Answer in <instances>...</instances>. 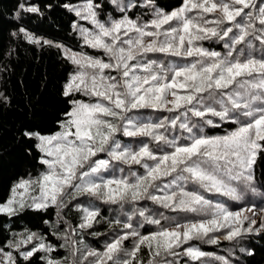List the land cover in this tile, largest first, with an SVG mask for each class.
Masks as SVG:
<instances>
[{
  "label": "snow or ice",
  "instance_id": "obj_1",
  "mask_svg": "<svg viewBox=\"0 0 264 264\" xmlns=\"http://www.w3.org/2000/svg\"><path fill=\"white\" fill-rule=\"evenodd\" d=\"M110 3L120 15L108 22L99 18L101 5L96 0H85L83 6L71 8L93 26L73 25L84 44L101 50L108 59L56 45L64 48L65 57L75 66L63 95L79 93L88 100H69L71 107L58 131L25 133L38 141L35 147L45 170L34 178L20 179L10 197L0 203V214L13 216L26 207L62 209L68 206L69 198L78 196L121 208L130 204L124 221L111 222L119 231L103 251H81L77 246L80 241L64 234L72 264H144L138 258L141 247L149 250L147 264H177L181 256L199 264H206L210 256L220 264H231L228 257L207 253L189 242L206 239L207 243L218 244L215 233H221L227 241L253 231L260 233L264 231V218L257 227L255 218L243 215L245 211L255 215V204L230 210L188 185L234 201L244 199L245 189L256 192L253 166L258 154L264 152V0H181L170 12L157 8L154 0ZM141 6L152 10L151 18L144 23L127 14ZM17 8V18L22 12H40L35 4L19 3ZM18 31L29 41L40 42L25 28ZM203 41L222 42L224 51L205 48ZM149 54L172 59L165 63L163 59H150ZM148 109L170 115L155 122L141 119V110ZM225 122L237 126L224 135L205 134V127H220ZM117 134L133 138L136 146L122 144ZM152 143L162 147L153 151ZM100 153L107 158H97ZM114 164L128 165L127 175L111 176ZM133 165L144 172L133 171ZM139 201L201 218L180 223L163 212L157 218L147 208H137ZM76 208L83 213L78 229L92 228L98 222L99 209L91 203L88 207L77 204ZM136 216L141 220L134 226ZM145 223L158 226L157 230L141 234L139 229ZM69 228L72 233L77 231ZM129 239L133 241L130 250L124 247ZM28 244L32 247L21 251ZM8 248L25 260L41 251H55L34 232L8 242ZM12 250L0 248V264H16ZM46 264L65 262L49 258Z\"/></svg>",
  "mask_w": 264,
  "mask_h": 264
},
{
  "label": "trees",
  "instance_id": "obj_2",
  "mask_svg": "<svg viewBox=\"0 0 264 264\" xmlns=\"http://www.w3.org/2000/svg\"><path fill=\"white\" fill-rule=\"evenodd\" d=\"M96 2L101 5L98 11L102 21L108 22L119 18L120 14L114 11L115 6L110 3V0H96ZM127 2L128 0H125V3ZM19 3L35 4L40 12L35 14L22 12L21 17L17 18L15 12L18 11ZM84 3L85 0H0V203L10 197L12 187L20 179L34 178L45 170V166L39 163L41 153L35 147L38 141L25 136V133L45 135L58 131L60 122L66 118L65 113L71 107L69 100H88L79 93L71 97L63 95L70 75L75 71V66L67 60L63 48L56 47L58 44L63 45L74 52H82L94 57H101L104 54L101 50L85 45L80 32L73 27L74 24L83 28L87 25L91 26L89 22L81 20L71 10L73 6L77 7ZM180 3L181 0H154L155 6L166 12L174 10ZM127 14L133 19L139 18L140 22L144 23L151 18L152 10H145L141 6L130 10ZM21 27L40 42L29 41L24 34L19 33L18 29ZM14 33L16 35H13ZM45 40L51 41V46L44 43ZM202 43L205 48L224 51L221 47L222 42L203 41ZM259 47V44H256V49ZM256 49L253 51L255 52ZM149 58L163 59L165 63L167 59H172L165 58L162 54H149ZM166 115L170 114L150 109L141 110L139 113L141 119L153 122ZM214 119L219 123L218 118ZM236 126L234 123L225 122L220 127H205L204 132L209 136L224 135ZM117 139L122 144L136 146L133 138L117 134ZM150 147L155 151L162 145L152 143ZM97 158L106 159L107 156L105 153H100ZM119 168H123L124 171L121 173L118 171ZM131 168L138 174L144 172L139 165H133ZM253 168L256 192L245 189L242 192L244 197L242 201L204 192L198 185L189 184L188 188L204 194L214 204H226L230 210H237V205L252 204L256 205L255 209L262 210L264 209V152L258 154ZM128 171L129 166L124 164H114L110 169L113 177L127 175ZM103 175L111 178L107 173ZM69 200L68 206L62 209H57L56 206L43 210L26 207L13 216L0 214V248L10 251L12 249L8 248V242L22 239L24 235L34 232L38 237H43L46 243L51 244L55 251H41L25 260L12 250L16 264H46L49 258L72 264L73 256L70 246L65 243V233H68L73 240L80 241L77 246L81 251L84 249L103 251L105 245L119 231L118 226L111 222L114 219L124 221L125 214L130 213L132 208L130 204H125L121 208L117 204L104 203L84 196H78L75 200L69 198ZM90 203L99 209V216L96 218L98 222L94 223L92 228L80 230L77 226L82 222L83 213L77 210L76 205L88 207ZM136 207L147 208L148 213L157 215V218L158 214L163 212L165 216L180 223L201 218L193 213H174L150 201H139ZM138 220L141 218L133 217L134 226ZM69 226L76 228L77 231L72 233ZM165 226L170 225L165 224ZM157 227L145 223L139 231L141 234H146L148 231L157 230ZM214 235L220 237V243H207L205 239L193 240L189 244L207 253L226 256L231 264H264V231L260 233L253 231L234 241L224 240L221 233ZM61 245L64 246L61 247ZM132 246V239L124 241L126 249L130 250ZM31 247V244L25 245L21 251ZM178 251L182 253V249ZM249 252L251 255L248 254ZM79 256L80 253H77V259ZM138 258L147 264L150 258L149 250L141 247ZM177 264H199V262H193L181 256L177 258ZM206 264H220V262L210 256Z\"/></svg>",
  "mask_w": 264,
  "mask_h": 264
},
{
  "label": "rangeland",
  "instance_id": "obj_3",
  "mask_svg": "<svg viewBox=\"0 0 264 264\" xmlns=\"http://www.w3.org/2000/svg\"><path fill=\"white\" fill-rule=\"evenodd\" d=\"M83 5H84V4H82V5H80V6H77V8H79V7L83 6ZM208 18L211 19L212 17L209 16ZM86 28H88V29H92L93 26H92V25H91V26H88V25H87ZM64 48H68V47L64 46ZM64 48H63V50H64ZM72 51H73V50H72ZM87 55H88V54H87ZM90 56H91V55H90ZM101 58H103V59H105V60L108 59L107 56H106L105 54L101 55ZM106 71H107V70H106ZM111 74H112V75H116L115 72H112ZM243 215H247L250 219H251V218H255V219L257 220V225H256V226H259V222H260V220H261L262 218H264V217L261 216V210H258V209H255V215L253 214L252 211H245V212L243 213ZM245 227H247V224H245ZM218 238H220V237H218Z\"/></svg>",
  "mask_w": 264,
  "mask_h": 264
}]
</instances>
